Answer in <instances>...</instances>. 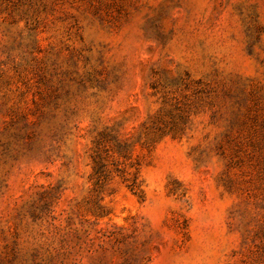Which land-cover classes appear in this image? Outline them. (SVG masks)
<instances>
[{"label": "rangeland", "instance_id": "obj_1", "mask_svg": "<svg viewBox=\"0 0 264 264\" xmlns=\"http://www.w3.org/2000/svg\"><path fill=\"white\" fill-rule=\"evenodd\" d=\"M0 264H264V0H0Z\"/></svg>", "mask_w": 264, "mask_h": 264}]
</instances>
